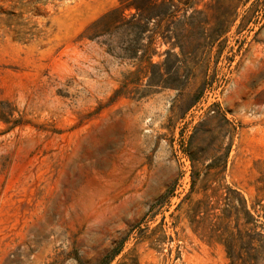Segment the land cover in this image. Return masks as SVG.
<instances>
[{
	"label": "rangeland",
	"instance_id": "1",
	"mask_svg": "<svg viewBox=\"0 0 264 264\" xmlns=\"http://www.w3.org/2000/svg\"><path fill=\"white\" fill-rule=\"evenodd\" d=\"M173 1L140 63L87 30L117 0H0V264H228L192 172L191 204L222 184L264 222V0Z\"/></svg>",
	"mask_w": 264,
	"mask_h": 264
},
{
	"label": "trees",
	"instance_id": "2",
	"mask_svg": "<svg viewBox=\"0 0 264 264\" xmlns=\"http://www.w3.org/2000/svg\"><path fill=\"white\" fill-rule=\"evenodd\" d=\"M40 3V0H35ZM173 0H117V6L94 21L87 27L93 30L92 37H110L113 33L123 31L126 41L116 49L109 43L106 45L108 54L122 60L133 61L138 59L140 63H151L153 43L151 36L154 32L151 26L160 28V23H167L169 19L175 18L178 12L173 9ZM146 40V43L143 42ZM211 39L207 45H213ZM141 47V49H140ZM182 51L181 45H179ZM141 56L137 58V55ZM1 107L2 104L0 103ZM220 129V146L224 139H229L235 131L234 125L229 123L223 115ZM0 123L5 124L10 131L21 124L20 119L13 118V111H4L0 108ZM229 145L217 157L215 163L209 164L205 169L217 170L216 175L225 171ZM191 161H195L190 156ZM197 174L192 172L190 191L184 198L188 201L190 214L188 216L189 226L199 239L208 245L218 244L224 252L228 264H264V222L259 223L258 215L253 208L248 209L245 200L236 190L224 187L222 184L212 191L210 196L203 195L201 200L192 203L191 196L194 193L197 182ZM224 178H220V183ZM223 191H225L223 193ZM238 195L231 199L228 193ZM214 203H212V200ZM222 203V204H221ZM244 220V222H242ZM109 256L103 258L98 264H109Z\"/></svg>",
	"mask_w": 264,
	"mask_h": 264
}]
</instances>
